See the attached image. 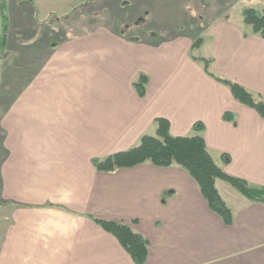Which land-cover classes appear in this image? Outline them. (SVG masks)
<instances>
[{
	"label": "crops",
	"instance_id": "crops-1",
	"mask_svg": "<svg viewBox=\"0 0 264 264\" xmlns=\"http://www.w3.org/2000/svg\"><path fill=\"white\" fill-rule=\"evenodd\" d=\"M10 2L30 5L31 16L8 18L0 0V46L17 53L12 97L0 92V264H135L93 218L147 238L143 264H264V204L216 179L227 225L178 165L106 172L92 162L138 145L162 119L174 136L201 135L226 174L264 186V118L189 58L192 43L130 41L102 27L34 40L27 27L39 17L55 24L48 0ZM227 16L205 26L216 36L213 73L264 99V37ZM139 73L148 78L142 97L132 87Z\"/></svg>",
	"mask_w": 264,
	"mask_h": 264
},
{
	"label": "rangeland",
	"instance_id": "rangeland-1",
	"mask_svg": "<svg viewBox=\"0 0 264 264\" xmlns=\"http://www.w3.org/2000/svg\"><path fill=\"white\" fill-rule=\"evenodd\" d=\"M4 2L8 18L17 9L23 16H31L26 10L30 5L21 6L10 0ZM48 5L53 8L51 19L55 24L41 22L39 17V26L33 24L27 27L37 33L34 40L48 39L56 43L64 37L73 38L77 34L102 27L130 41L162 42L174 39L193 43L199 38L201 42L197 48L189 51V58L212 59L216 36L209 28L205 29L211 19L209 16L225 9L230 23L238 26L243 33H250L251 26L244 22L242 10L253 8L261 12L264 0H48ZM10 27L8 25V29ZM2 29H6V25L0 16V31ZM10 35L11 40H16L13 34ZM23 37L17 34V38L22 39L21 43L29 46L33 40L28 42ZM4 40L3 36L1 43ZM16 54L0 46V92H5L9 98L12 97L13 89L8 76L13 72ZM197 62L203 67L202 61ZM210 70L213 72L212 66Z\"/></svg>",
	"mask_w": 264,
	"mask_h": 264
},
{
	"label": "trees",
	"instance_id": "trees-1",
	"mask_svg": "<svg viewBox=\"0 0 264 264\" xmlns=\"http://www.w3.org/2000/svg\"><path fill=\"white\" fill-rule=\"evenodd\" d=\"M1 11L3 12L2 7ZM242 17L244 22L251 26L252 33L264 37V7L261 12H257L253 8H244ZM199 44L200 39H195L191 50L197 48ZM193 59L202 61L206 74L227 86L236 101L255 110L260 117L264 118V99L262 97L255 95L232 79L214 74L210 70L212 59L196 57ZM147 79L145 73H139L132 82V87L139 97L145 94ZM223 118L233 121L232 114L228 112L223 114ZM203 128L201 122L194 123L192 127L196 132ZM92 162L97 170L106 172L123 167H134L144 162H150L158 167L178 165L195 180L206 204L227 225L231 223V216L214 187L216 179L226 182L248 200L264 204V186H252L244 179L226 174L208 154L204 138L201 135L174 136L169 131L168 123L162 119L157 120L154 134L142 136L138 145L124 152L109 155L103 160H93ZM93 221L121 244L135 264L145 262L149 244L147 238L134 232L126 223L98 218H93ZM133 222L135 221L133 220Z\"/></svg>",
	"mask_w": 264,
	"mask_h": 264
}]
</instances>
